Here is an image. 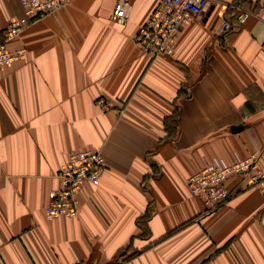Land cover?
Segmentation results:
<instances>
[{"label": "crops", "instance_id": "0c3cea01", "mask_svg": "<svg viewBox=\"0 0 264 264\" xmlns=\"http://www.w3.org/2000/svg\"><path fill=\"white\" fill-rule=\"evenodd\" d=\"M212 3L167 58L134 42L157 0H132L124 25L113 0H73L9 43L25 57L0 68V264H264L261 193L231 176L206 215L186 183L253 153L264 171V0ZM233 3L251 15L220 33ZM23 13L0 0V40ZM87 149L105 159L99 185L83 184L76 217L48 221L56 174Z\"/></svg>", "mask_w": 264, "mask_h": 264}, {"label": "built area", "instance_id": "2783aa9c", "mask_svg": "<svg viewBox=\"0 0 264 264\" xmlns=\"http://www.w3.org/2000/svg\"><path fill=\"white\" fill-rule=\"evenodd\" d=\"M24 16L11 20L3 30L0 40V68L9 66L25 57L23 48L11 50L9 43L18 38L35 19L54 14L72 0H18ZM111 20L124 25L130 16L132 0H113ZM212 0H157L146 22L134 35V42L146 57H172L177 46L180 29L196 18L205 17L212 11ZM227 11L229 14H227ZM241 4L226 5V12L219 17L220 33L240 29L250 17ZM230 17H233L231 19ZM102 107L110 103L98 100ZM105 159L97 150H71L56 178L60 187L49 193L44 214L48 221L59 217L78 214L77 197L85 182L98 186L105 171ZM246 178L250 187L256 188L264 197V171L259 165L258 153L247 158L236 159L231 165L215 161L188 180L189 196L199 199L204 206V214L217 212L226 205L231 192L225 188L229 175Z\"/></svg>", "mask_w": 264, "mask_h": 264}, {"label": "trees", "instance_id": "16d2710c", "mask_svg": "<svg viewBox=\"0 0 264 264\" xmlns=\"http://www.w3.org/2000/svg\"><path fill=\"white\" fill-rule=\"evenodd\" d=\"M177 118H178L177 114H173L171 117L167 118L164 122L166 130L170 133V137H174L175 135V134H171L170 130L176 128Z\"/></svg>", "mask_w": 264, "mask_h": 264}, {"label": "bare ground", "instance_id": "6f19581e", "mask_svg": "<svg viewBox=\"0 0 264 264\" xmlns=\"http://www.w3.org/2000/svg\"><path fill=\"white\" fill-rule=\"evenodd\" d=\"M252 155V154H251ZM250 156V155H249ZM249 156H247V157H249ZM259 156V155H258ZM247 157H244V158H247ZM238 159H243V158H238ZM213 163V162H212ZM232 163H234V161L232 162ZM231 163V164H232ZM225 164V163H224ZM231 164H227V165H231ZM205 168V167H204ZM203 168V169H204ZM203 169H201L199 172H201ZM199 172H197V173H199ZM197 173H195V174H193V175H191L188 179H187V181H186V183H187V187H188V180L191 178V177H193L194 175H196ZM231 176H238V175H229L228 177H227V179L225 180V183H224V185H225V188L229 191V189L227 188V186H226V182H227V180H228V178H230ZM60 187V185H59V183H58V187L56 188V189H58ZM55 189V190H56ZM188 189H189V187H188ZM82 190V189H81ZM230 192V191H229ZM78 201V200H77ZM77 208H78V204H77ZM45 215V214H44ZM77 216V215H76ZM76 216H72V217H70V216H68L67 218H73V217H76ZM46 218V217H45ZM57 219V218H56Z\"/></svg>", "mask_w": 264, "mask_h": 264}, {"label": "rangeland", "instance_id": "374dc122", "mask_svg": "<svg viewBox=\"0 0 264 264\" xmlns=\"http://www.w3.org/2000/svg\"><path fill=\"white\" fill-rule=\"evenodd\" d=\"M73 1V0H72ZM234 4H236V3H234ZM237 4H240V3H237ZM243 7H244V5L243 4H241ZM245 8V7H244ZM246 9V8H245ZM248 12H250L251 13V11L250 10H248V9H246ZM13 20V19H12ZM55 189V188H54ZM54 189H51L49 192H48V200H49V193L52 191V190H54ZM262 195V194H261ZM263 196V195H262ZM48 200H47V203H46V205L48 204ZM45 205V206H46ZM44 206V207H45ZM43 213H44V209H43ZM46 219V218H45ZM54 220V219H53ZM52 221V220H51Z\"/></svg>", "mask_w": 264, "mask_h": 264}]
</instances>
